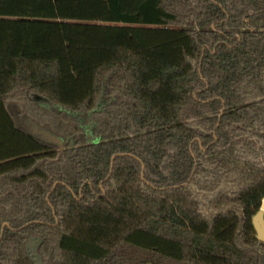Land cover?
Listing matches in <instances>:
<instances>
[{
    "label": "trees",
    "instance_id": "1",
    "mask_svg": "<svg viewBox=\"0 0 264 264\" xmlns=\"http://www.w3.org/2000/svg\"><path fill=\"white\" fill-rule=\"evenodd\" d=\"M263 200L264 0H0V264H264Z\"/></svg>",
    "mask_w": 264,
    "mask_h": 264
},
{
    "label": "water",
    "instance_id": "2",
    "mask_svg": "<svg viewBox=\"0 0 264 264\" xmlns=\"http://www.w3.org/2000/svg\"><path fill=\"white\" fill-rule=\"evenodd\" d=\"M32 122V131L28 130L33 136L39 138L40 140L46 142V143H50L53 145H56L59 147L60 151H63L65 149V147H63V141H66L68 143L67 140H65L63 137L55 134L51 128L49 127H44L42 125H40L37 121H35L32 118H29ZM198 128V127H195ZM66 143V145H67ZM71 147H75L74 145V141H71ZM119 155H125V154H119ZM130 156H132L131 154H128ZM117 157V155H115L112 159V161H114V159ZM113 169V165L111 167V171ZM144 170L145 167H143V173H142V179H145V175H144ZM8 225V224H6ZM253 225L255 227L256 230V238L264 243V200L262 203V206L260 208V210L256 213V215L253 217ZM42 239L40 237H32L29 239V241L26 244V249L27 252L29 254V257L31 258V260L33 261L34 264H46L41 255L38 252V248L39 245L41 244Z\"/></svg>",
    "mask_w": 264,
    "mask_h": 264
},
{
    "label": "rangeland",
    "instance_id": "3",
    "mask_svg": "<svg viewBox=\"0 0 264 264\" xmlns=\"http://www.w3.org/2000/svg\"><path fill=\"white\" fill-rule=\"evenodd\" d=\"M13 112L15 114V117H16V120L18 122V124L24 126L27 130H30L32 131V122L31 120L29 119V117H21L19 114H18V111L17 110H14L13 109ZM66 141H63V147L66 146ZM71 143V142H70ZM52 264H58V263H52Z\"/></svg>",
    "mask_w": 264,
    "mask_h": 264
},
{
    "label": "flooded vegetation",
    "instance_id": "4",
    "mask_svg": "<svg viewBox=\"0 0 264 264\" xmlns=\"http://www.w3.org/2000/svg\"><path fill=\"white\" fill-rule=\"evenodd\" d=\"M65 148H66V147H65ZM6 224H8V223H5V224H4L3 229L5 228V226H9V224H8V225H6Z\"/></svg>",
    "mask_w": 264,
    "mask_h": 264
}]
</instances>
